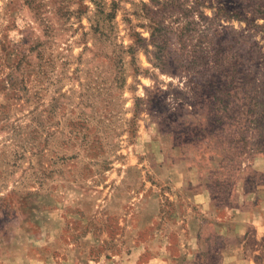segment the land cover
<instances>
[{
	"label": "rangeland",
	"instance_id": "1",
	"mask_svg": "<svg viewBox=\"0 0 264 264\" xmlns=\"http://www.w3.org/2000/svg\"><path fill=\"white\" fill-rule=\"evenodd\" d=\"M263 114L264 0H0V264H264Z\"/></svg>",
	"mask_w": 264,
	"mask_h": 264
},
{
	"label": "trees",
	"instance_id": "2",
	"mask_svg": "<svg viewBox=\"0 0 264 264\" xmlns=\"http://www.w3.org/2000/svg\"><path fill=\"white\" fill-rule=\"evenodd\" d=\"M233 17H239V15L238 14H234V16ZM164 31L163 30H161V29H157V28H155L154 29V33L152 34V36H153V42H155V43H157V42H163V41H165V38L166 37H164ZM163 38V39H162ZM264 115V114H263ZM263 117V116H262ZM261 117V118H262ZM261 120V119H260ZM263 121H264V119H263Z\"/></svg>",
	"mask_w": 264,
	"mask_h": 264
},
{
	"label": "crops",
	"instance_id": "3",
	"mask_svg": "<svg viewBox=\"0 0 264 264\" xmlns=\"http://www.w3.org/2000/svg\"><path fill=\"white\" fill-rule=\"evenodd\" d=\"M235 246V245H234Z\"/></svg>",
	"mask_w": 264,
	"mask_h": 264
}]
</instances>
